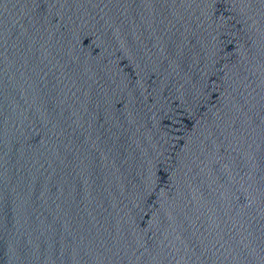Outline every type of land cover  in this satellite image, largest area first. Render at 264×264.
Here are the masks:
<instances>
[{
  "label": "water",
  "instance_id": "water-1",
  "mask_svg": "<svg viewBox=\"0 0 264 264\" xmlns=\"http://www.w3.org/2000/svg\"><path fill=\"white\" fill-rule=\"evenodd\" d=\"M0 264H264V0H0Z\"/></svg>",
  "mask_w": 264,
  "mask_h": 264
}]
</instances>
